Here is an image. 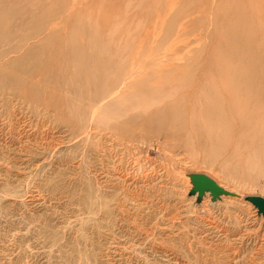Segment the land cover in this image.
<instances>
[{"label": "rangeland", "instance_id": "374dc122", "mask_svg": "<svg viewBox=\"0 0 264 264\" xmlns=\"http://www.w3.org/2000/svg\"><path fill=\"white\" fill-rule=\"evenodd\" d=\"M261 130L264 0H0V264H264Z\"/></svg>", "mask_w": 264, "mask_h": 264}, {"label": "bare ground", "instance_id": "6f19581e", "mask_svg": "<svg viewBox=\"0 0 264 264\" xmlns=\"http://www.w3.org/2000/svg\"><path fill=\"white\" fill-rule=\"evenodd\" d=\"M101 69H102V67H101ZM99 71V70H98ZM100 75V74H99ZM123 76V75H122ZM100 77H102L101 75H100ZM124 77H126V76H124ZM102 79V78H101ZM100 79V80H101ZM119 80H120V78H119ZM101 82V81H100ZM100 82H99V84H100ZM120 82V81H119ZM98 83V82H97ZM96 83V84H97ZM107 83V82H106ZM116 84L118 83V82H115ZM122 88L121 87H119L118 85L117 86H112V88L110 87V89H109V92L105 95V97L104 98H115L116 96H117V93L118 92H120V91H122L121 90ZM100 90H102V89H100ZM99 94V93H98ZM100 95V94H99ZM256 96V94H254L253 92H250L248 89H245L244 87L238 92V91H235V90H233V91H231V92H229L228 93V96H227V99H229V103H231V105L232 106H230V107H228L227 109H224V111H222V112H220V114L222 115L220 118H217L216 120H215V123L217 124V126H219L218 128V130L217 131H212L211 129H209V131H206V132H203V135H202V133H201V137H204V136H208V137H215V138H211L212 139V145L215 147V145L216 144H218L219 145V147H222V148H225L226 146L227 147H229V148H236V147H238L241 143H242V141L244 142V139H243V137L244 136H246L245 134L244 135H239V131L242 129V124L241 123H236V122H230V117L231 116H234V115H237V114H239L238 115V117L241 115V113L242 112H240V111H237V110H235V102L239 99V97H243L244 99H239L240 100V102H241V104L244 106V107H247V105H249V106H252V105H250V103L254 100V97ZM98 97H100V96H98ZM93 99V98H92ZM96 99H98V98H96ZM99 100V99H98ZM238 100V101H239ZM92 101V100H91ZM96 101V100H95ZM100 101V100H99ZM102 101V100H101ZM94 103V102H93ZM92 104V103H91ZM248 108V107H247ZM91 109V108H90ZM93 109V108H92ZM91 109V110H92ZM96 109H98V108H96ZM101 109V108H100ZM103 110V108L100 110L101 112H103L102 111ZM5 111V110H4ZM97 113H99V112H97ZM97 113H96V115H97ZM90 114H91V112H90ZM99 114H101V113H99ZM98 114V115H99ZM5 116V115H4ZM95 116V115H94ZM102 116V115H101ZM81 117H83V116H81ZM90 117H91V115H90ZM98 117V116H97ZM99 118V117H98ZM95 119V118H94ZM93 119V120H94ZM97 119V118H96ZM11 128V127H10ZM15 129V128H14ZM21 131V130H20ZM12 132V131H11ZM15 132V131H14ZM229 136H233L234 138H235V141H230L231 143H225L224 144V142H223V140L225 139V137H229ZM22 137V136H21ZM257 137L260 139V140H263L264 141V130H261L258 134H257ZM11 138V137H10ZM246 138V137H245ZM28 139V138H27ZM246 139H248V138H246ZM11 140V139H10ZM30 142V141H29ZM246 142V141H245ZM35 143V142H34ZM205 144H206V146H208V144H210V143H208V142H205ZM215 144V145H214ZM27 146V145H26ZM16 147V146H15ZM240 147V146H239ZM27 149V148H26ZM29 159V158H28ZM195 173H203V172H195ZM204 174H206V173H204ZM207 175V174H206ZM209 177L211 176L222 188H224L225 190H226V187L223 185V184H221L215 177H213L212 175H208ZM191 181H192V178H191ZM192 185H193V182H192ZM193 187H194V185H193ZM205 193H208V195H210V199L212 200V201H217V202H220V200L219 199H221V196L223 195V194H220L218 197H213L212 196V193L209 191V190H207ZM252 196H254V195H252ZM257 196H259V195H257ZM262 197V196H261ZM219 198V199H218ZM263 198V197H262ZM260 212V211H259ZM261 213V212H260ZM261 217L262 218H264V214L263 213H261ZM255 219V218H254ZM254 222H255V220H254ZM248 224V223H247ZM244 227V226H243ZM239 262V261H238Z\"/></svg>", "mask_w": 264, "mask_h": 264}, {"label": "water", "instance_id": "95a60500", "mask_svg": "<svg viewBox=\"0 0 264 264\" xmlns=\"http://www.w3.org/2000/svg\"><path fill=\"white\" fill-rule=\"evenodd\" d=\"M191 178L194 185L192 193L198 191L200 197H202L207 190L212 193L213 197H218L220 194L235 195L233 192L222 188L211 176L209 177L204 173L192 174ZM247 198L258 207L261 213H264V198L261 196H248Z\"/></svg>", "mask_w": 264, "mask_h": 264}]
</instances>
